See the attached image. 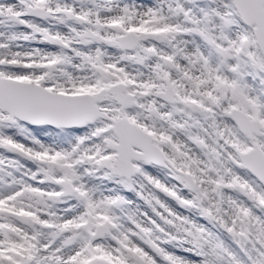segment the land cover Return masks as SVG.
<instances>
[{
    "label": "snow or ice",
    "instance_id": "obj_1",
    "mask_svg": "<svg viewBox=\"0 0 264 264\" xmlns=\"http://www.w3.org/2000/svg\"><path fill=\"white\" fill-rule=\"evenodd\" d=\"M0 264H264V0H0Z\"/></svg>",
    "mask_w": 264,
    "mask_h": 264
}]
</instances>
